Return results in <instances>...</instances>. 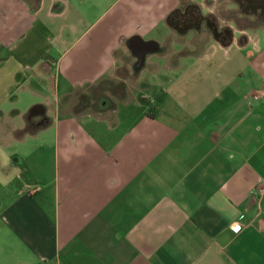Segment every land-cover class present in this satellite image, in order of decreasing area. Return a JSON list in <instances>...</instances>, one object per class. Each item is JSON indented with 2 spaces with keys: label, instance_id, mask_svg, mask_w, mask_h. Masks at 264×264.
Wrapping results in <instances>:
<instances>
[{
  "label": "crops",
  "instance_id": "0c3cea01",
  "mask_svg": "<svg viewBox=\"0 0 264 264\" xmlns=\"http://www.w3.org/2000/svg\"><path fill=\"white\" fill-rule=\"evenodd\" d=\"M9 16L4 264H264V0H0ZM126 66L144 88L120 106L60 105Z\"/></svg>",
  "mask_w": 264,
  "mask_h": 264
},
{
  "label": "rangeland",
  "instance_id": "374dc122",
  "mask_svg": "<svg viewBox=\"0 0 264 264\" xmlns=\"http://www.w3.org/2000/svg\"><path fill=\"white\" fill-rule=\"evenodd\" d=\"M11 14L13 15L12 12ZM11 33H12V19H11V16H9L7 25H5V27L0 28V40H1V37L3 36L6 37V35L11 34ZM133 60L134 59H130V61H133ZM128 66L131 67L130 63ZM128 66H126L127 68L125 69L123 68V70L120 68L114 69V71L111 72V75H109L110 78L92 87H89V88L83 87V89L79 90L80 97L78 98L74 97L71 99L70 98L62 99L60 101V105H62V107L64 108L71 107L73 109H78L79 107H77V105H78L79 99L88 98L90 100L92 107L94 108L99 106L101 102H108V101L115 102V100H116L117 106H120L121 100H118V98L123 97L124 96L123 94H126L127 97H129L131 94H134L137 90H141L144 88V86H140L139 83L136 81L138 80V75L136 74V72L133 69H131L132 67L128 68ZM144 72L147 73V71H144ZM115 73L117 74V76L125 75V78L127 79L126 84L124 82H121V80L118 77H115ZM56 77L58 76L56 75ZM0 85L2 84L0 83ZM144 95H145L144 97L147 96L146 93H144ZM3 99H4V92H3V87H2V89L0 88V101H2ZM138 101H140V103L144 102L145 104H148L147 101L141 100V99L139 100V98H138ZM53 103H54V100H53ZM28 106L29 105L27 102L22 103L23 108H28ZM0 264H4L1 259H0Z\"/></svg>",
  "mask_w": 264,
  "mask_h": 264
},
{
  "label": "flooded vegetation",
  "instance_id": "af4514ba",
  "mask_svg": "<svg viewBox=\"0 0 264 264\" xmlns=\"http://www.w3.org/2000/svg\"><path fill=\"white\" fill-rule=\"evenodd\" d=\"M134 51H135V53H137V59H136V65H140L142 62H143V60L145 59V55H144V52L149 48V47H147V46H144V45H142V46H140V45H138V44H134Z\"/></svg>",
  "mask_w": 264,
  "mask_h": 264
},
{
  "label": "trees",
  "instance_id": "16d2710c",
  "mask_svg": "<svg viewBox=\"0 0 264 264\" xmlns=\"http://www.w3.org/2000/svg\"><path fill=\"white\" fill-rule=\"evenodd\" d=\"M75 97H80V93L79 91L75 94ZM85 98V97H84ZM91 103H90V100L88 98H85V99H79V102H78V105L77 107H79L78 109H86V108H89L91 107ZM94 108V107H93ZM76 109V110H78Z\"/></svg>",
  "mask_w": 264,
  "mask_h": 264
},
{
  "label": "built area",
  "instance_id": "2783aa9c",
  "mask_svg": "<svg viewBox=\"0 0 264 264\" xmlns=\"http://www.w3.org/2000/svg\"><path fill=\"white\" fill-rule=\"evenodd\" d=\"M262 194H263V189L261 190ZM241 226L240 225H237V228L239 229Z\"/></svg>",
  "mask_w": 264,
  "mask_h": 264
},
{
  "label": "water",
  "instance_id": "95a60500",
  "mask_svg": "<svg viewBox=\"0 0 264 264\" xmlns=\"http://www.w3.org/2000/svg\"><path fill=\"white\" fill-rule=\"evenodd\" d=\"M35 110V109H34Z\"/></svg>",
  "mask_w": 264,
  "mask_h": 264
}]
</instances>
